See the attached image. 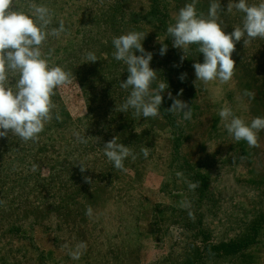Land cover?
Segmentation results:
<instances>
[{
    "label": "rangeland",
    "instance_id": "1",
    "mask_svg": "<svg viewBox=\"0 0 264 264\" xmlns=\"http://www.w3.org/2000/svg\"><path fill=\"white\" fill-rule=\"evenodd\" d=\"M60 1H63L62 10L56 8L60 20L67 15L80 20L88 14L92 4L97 10L104 9V0ZM191 2L164 0L163 10L174 23L179 9ZM213 2L220 5L218 22L226 33L241 25V13L226 11L229 0H197V12L206 17ZM248 3L258 4L259 0H248ZM128 6L146 13L150 4L148 0H128ZM84 24L79 21L73 25ZM131 31L144 33L142 43L154 57L158 35L155 28L134 26L128 30ZM231 58L235 61V71L227 83H195L194 69L186 71L193 115L181 148L182 156L191 165L200 167L207 163L209 166L215 193L221 201L218 217L221 221L224 217L227 225L237 223L241 217L250 220V215L264 212L263 203L260 206L251 203L257 200L254 197L258 191L253 190L256 184L264 185V130L257 134V145L250 147L244 141H235L227 132V122L219 116L221 108L229 107L246 123L255 117H264V39L256 38L248 44H244L243 39L236 42ZM125 73L123 65H115L112 70L118 80ZM71 80L70 84L56 90L59 102L48 124L56 135L65 137L70 149L78 151L42 158L31 147L34 142L42 141V135L31 141L32 144H23L10 132L0 138V192L4 195L11 192L8 197L11 200L21 193L22 197L35 195V202L30 206L34 217L20 221L15 215H0V264H156L167 255H174L175 250L170 249L178 232L164 220L171 209L178 208L184 196L180 192H160L171 158L172 139L167 128L159 121L157 130H151L147 143L152 160L150 155L145 158L141 154L143 146L138 144L135 151L132 150L136 159L129 157L124 163L126 170L111 169L98 145L111 126L115 133L119 120L111 124L107 117L99 118L102 108L99 112L94 105L89 109L79 84ZM121 101L117 100V112ZM57 115L60 119H56ZM144 127L150 128L151 124L135 131ZM76 132L81 136L85 134L87 142L80 143L73 135ZM222 160L225 167L220 164ZM47 196L51 197L50 204L45 200ZM11 205L10 211L21 206ZM89 207L90 216L86 215ZM18 213L21 210L16 211ZM218 222L216 219L215 223ZM166 225L168 234L163 233ZM261 227L264 232L263 222ZM8 229H18V233L16 236L14 232L7 234ZM80 242H84L86 248L80 258L74 260L70 252ZM249 253L253 264H264V237H260L258 246Z\"/></svg>",
    "mask_w": 264,
    "mask_h": 264
},
{
    "label": "trees",
    "instance_id": "2",
    "mask_svg": "<svg viewBox=\"0 0 264 264\" xmlns=\"http://www.w3.org/2000/svg\"><path fill=\"white\" fill-rule=\"evenodd\" d=\"M148 1L149 9L146 13H141L129 8L128 0H104L102 4L104 9L97 10V7L92 4L88 14L83 15L80 20H73V17H68V15L66 18L58 19L60 13L57 9L62 10L63 3L60 0H13V3L16 9L29 14L34 4L46 6L51 15H56L55 17L51 16V23L46 31L58 28L63 23L65 30L59 37L49 36L46 39L42 45V54L50 66H61L72 74L71 79L76 80L79 84L86 106L90 109L94 105L93 108L96 112L102 108L99 118L107 117V121L111 124L116 119L119 120L115 133H112L111 126L109 132L107 130V133L102 137V143L98 145L99 149L103 151L104 144L113 137H118V142L129 146L131 151L133 149L135 151L138 144L143 146L142 148H149L150 144L147 142L151 132L157 130L156 122H163L167 128L172 139L171 158L160 192L167 194L180 192L184 197L183 202L177 205L178 208L171 209L169 217L164 220L167 224L169 222L171 227H175L178 232V238L172 242L170 249L171 252L175 250V253L172 256L167 255L156 264H253L249 251L258 246L261 236L264 237L262 235L264 232L261 229V223H264V212L250 215V220L241 217L237 223L230 225L225 223L224 217L221 221L217 212L221 201L215 193L212 175L208 171L209 166L207 163H203V165H199L200 167H196L188 163L182 156L181 148L191 119H183L181 113L168 112L172 104V100L168 98L170 92L174 98L186 102L191 107L193 115L186 71L193 68L194 63L203 62V54L197 51L196 45H192L182 60L183 51L181 50V54L179 48L173 47L172 40L166 31L169 24L172 23L167 12L163 10L164 0ZM79 21L85 23L84 26L75 27L73 24ZM134 26H149L155 28L158 33L154 42L157 54L150 62V67L158 74L153 87L161 82H166L168 88L161 93L164 99L160 106L161 111L155 118L136 116L131 109L127 112L120 110L117 112L115 107L117 100H122L121 104L124 102L130 90L121 89L119 86L120 82L127 79V71L120 80L112 75L115 65H123L113 57L115 49L112 39L128 33V30ZM162 44L167 45L164 55H160ZM142 46L148 52V47L143 43ZM89 52L96 55V62L86 60ZM135 54L141 55L139 52ZM181 74H184L183 81L179 78ZM16 79L18 76L10 75V83L14 84ZM51 99L54 105L59 102L56 91ZM148 124H151L150 128L145 129L144 127L135 131L138 130V127H147ZM154 134L156 133L154 132ZM40 135H42L41 142L39 140L32 144L31 140L21 141L23 144H32L34 153L41 155L42 158H45V155H70V151H78L70 149L65 137L56 135L48 123L45 124L38 139H40ZM149 155L152 160L153 154L150 152ZM240 157L242 158V155ZM110 164L111 169H115L111 162ZM220 164L225 167L224 160ZM178 172L182 175L177 176ZM189 183H195L197 187L190 189ZM249 187L253 186L249 185ZM253 190L258 191L254 197V200H257L256 202L251 201V203L254 202L252 204L255 206L264 204V185L256 184V188ZM35 193L37 191L33 194ZM10 195L11 192L7 195L0 192V215L2 217L15 215L21 221V218L35 216L34 209L30 208L31 204L35 202V195L33 198L31 196L22 197L23 193H21V196L17 195L12 200L8 199ZM45 200L49 204L51 203L50 196H47ZM11 204L21 205L18 209L21 210V213L16 214L18 210L10 211ZM171 218L173 221L170 222ZM216 219L219 220L218 223H215ZM167 227L168 225L163 231L164 234H168ZM13 232L16 236L18 229L6 231L7 234Z\"/></svg>",
    "mask_w": 264,
    "mask_h": 264
},
{
    "label": "clouds",
    "instance_id": "3",
    "mask_svg": "<svg viewBox=\"0 0 264 264\" xmlns=\"http://www.w3.org/2000/svg\"><path fill=\"white\" fill-rule=\"evenodd\" d=\"M196 2L192 0L179 9L174 23L167 27V34L173 47L183 51L182 60L192 45H196L197 51L203 54V62L192 65L195 83H227L235 71V61L231 56L236 42L243 39L244 44H248L256 38L264 39V0H259L258 4H250L248 0H229L226 11L235 10L242 14L241 25L234 27L230 33H226L218 22L221 10L218 3L210 4L205 17L197 12ZM50 23L51 12L46 6L34 4L29 14L16 9L13 0H0V138L10 132L25 142L36 141L45 124L53 118L55 105L51 98L54 92L72 82L71 73L61 66H50L42 54L46 39L49 36L59 37L65 30L61 23L58 28L46 31ZM144 37L142 32L131 31L112 39L113 57L126 66L128 73L127 79L119 86L130 90L120 105V111L131 109L136 116L155 118L164 99L161 93L168 88V84L161 82L153 87L158 74L150 67L153 54L146 52L142 46ZM166 51L167 45L162 44L160 55ZM137 52L141 55H136ZM86 60L96 62L97 57L89 52ZM10 75L18 76L14 84L10 83ZM179 78L183 81L184 74ZM168 98L172 100L168 112L181 113L183 119H191L192 110L186 102L174 98L170 92ZM219 116L227 122V132L235 141H244L250 147L257 145V134L264 130V117H255L246 123L229 107L221 108ZM56 119H60L59 115ZM73 135L80 143L88 140L85 134L81 136L76 132ZM141 151L147 158L149 149L145 147ZM103 153L113 167L121 171L126 170L124 161L127 158L136 159L129 146L118 142V137L104 144ZM181 175L177 173V176ZM188 187L194 189L197 185L189 183ZM91 214L89 207L86 215ZM85 248L84 242L77 244L70 252L72 259L78 260Z\"/></svg>",
    "mask_w": 264,
    "mask_h": 264
}]
</instances>
